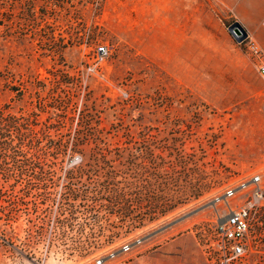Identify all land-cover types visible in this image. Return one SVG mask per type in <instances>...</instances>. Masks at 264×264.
Wrapping results in <instances>:
<instances>
[{
	"label": "rangeland",
	"instance_id": "obj_1",
	"mask_svg": "<svg viewBox=\"0 0 264 264\" xmlns=\"http://www.w3.org/2000/svg\"><path fill=\"white\" fill-rule=\"evenodd\" d=\"M96 1L0 0V264H220L226 206L264 264L261 49L217 0Z\"/></svg>",
	"mask_w": 264,
	"mask_h": 264
},
{
	"label": "built area",
	"instance_id": "obj_2",
	"mask_svg": "<svg viewBox=\"0 0 264 264\" xmlns=\"http://www.w3.org/2000/svg\"><path fill=\"white\" fill-rule=\"evenodd\" d=\"M230 32V31H229ZM234 37V35L230 32ZM246 42L245 39L239 43ZM247 50L249 54L257 59L261 58L260 50L252 42L247 41ZM104 53V48L98 49V54ZM257 73L264 80V64H258ZM259 178H254L251 185L255 186ZM245 189V185L241 186ZM235 194V190H228L225 194V202ZM214 247L220 264H235L239 259L248 254V238L251 233L250 219L243 206L229 207L226 206L224 214H216L213 226ZM129 246L122 248L123 252H127ZM96 264H101L97 261Z\"/></svg>",
	"mask_w": 264,
	"mask_h": 264
},
{
	"label": "crops",
	"instance_id": "obj_3",
	"mask_svg": "<svg viewBox=\"0 0 264 264\" xmlns=\"http://www.w3.org/2000/svg\"><path fill=\"white\" fill-rule=\"evenodd\" d=\"M227 10L232 22H237L246 33L245 41L258 46L264 54V0H217ZM210 37L211 33L205 31ZM174 39L185 37L183 30L174 27ZM257 69V68H256Z\"/></svg>",
	"mask_w": 264,
	"mask_h": 264
},
{
	"label": "trees",
	"instance_id": "obj_4",
	"mask_svg": "<svg viewBox=\"0 0 264 264\" xmlns=\"http://www.w3.org/2000/svg\"><path fill=\"white\" fill-rule=\"evenodd\" d=\"M90 1L95 2L96 0H90ZM95 3L98 2L96 1ZM11 131L15 134H13ZM26 132H29V130L27 129L22 130L21 124L17 122L14 118L12 117L2 118L0 116V140L3 138L8 139V141H4V142L0 141L1 144L4 143L3 146H5V148L8 147L10 149H16V151L22 153L21 147L28 148L29 146V144H27L29 142V139L27 140L23 139V137H25L24 135L26 134ZM26 136L28 135L26 134ZM13 139H17L18 141L19 146H16V148H14L15 146L12 145ZM3 146H1V149L4 150L5 148ZM115 205H120V202L117 203L116 201ZM125 211L126 209L124 208V212Z\"/></svg>",
	"mask_w": 264,
	"mask_h": 264
},
{
	"label": "water",
	"instance_id": "obj_5",
	"mask_svg": "<svg viewBox=\"0 0 264 264\" xmlns=\"http://www.w3.org/2000/svg\"><path fill=\"white\" fill-rule=\"evenodd\" d=\"M229 31L234 35V37H235V39H236L237 42H241V41H243L246 38L245 31L241 28V26L237 22H233L231 24V26L229 27ZM217 200H215V201H217ZM214 202L208 204L207 206H212L214 204ZM196 211H193L190 214H193ZM190 214H188V215H190ZM137 242H140V241H137Z\"/></svg>",
	"mask_w": 264,
	"mask_h": 264
}]
</instances>
